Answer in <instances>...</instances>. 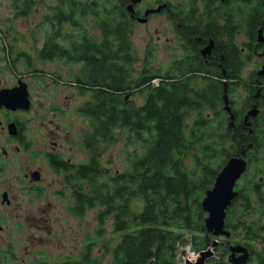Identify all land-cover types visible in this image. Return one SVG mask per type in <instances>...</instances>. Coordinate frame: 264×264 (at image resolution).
Instances as JSON below:
<instances>
[{"label": "trees", "instance_id": "obj_1", "mask_svg": "<svg viewBox=\"0 0 264 264\" xmlns=\"http://www.w3.org/2000/svg\"><path fill=\"white\" fill-rule=\"evenodd\" d=\"M31 3L14 0L15 9H24L25 14L31 13ZM117 3L63 0L58 17L50 20L55 28L71 13L75 23H79L76 17L85 20L90 16L102 35L89 37L86 50L81 39L75 42L78 48L73 54L59 53L63 50L46 37L37 53L42 61L55 56L84 58L76 77L84 84L79 94L87 90L89 99L76 112L88 121L89 131L82 137L87 155L73 171L70 214L83 217L96 209L98 233L111 220L112 232L118 235L112 248L104 244L111 264H176L184 239L197 253L211 245L201 201L225 162L243 150L247 169L226 210L225 228L230 236H223L216 248L218 258H209L205 264H228L225 256L231 244L250 248V257L256 260L252 264H264V249H252V243L264 241V74L250 71L244 82L241 76L243 66L261 47L256 30L262 24L249 22L246 54L241 45H230V38L212 33L215 48L208 64L199 53L206 37L201 36L202 41L185 38V61L169 68H155L148 62L150 67L135 74L138 58L130 40V19L124 0L120 6ZM210 24L198 28L203 31ZM241 84L248 95L236 109L231 95ZM224 88L233 127L228 126L229 117L223 109ZM133 93L142 97L141 104L129 99ZM252 104L259 113L249 118V133L243 116ZM117 131L126 145L139 144L141 151L128 153L126 168L112 171L103 165L102 157L118 141ZM254 162L258 165L251 172ZM237 234L240 239H234ZM92 247L87 243L78 256L60 261L7 264H103L102 257H93ZM5 260L0 257V264H6Z\"/></svg>", "mask_w": 264, "mask_h": 264}, {"label": "flooded vegetation", "instance_id": "obj_2", "mask_svg": "<svg viewBox=\"0 0 264 264\" xmlns=\"http://www.w3.org/2000/svg\"><path fill=\"white\" fill-rule=\"evenodd\" d=\"M108 1L111 5L118 1L117 4L120 6V0ZM62 2L63 0H55L54 4L49 5L48 12L42 15L40 21L30 31L17 28L19 24L26 22V16L31 13L25 14L24 9L17 11L14 0L10 3L13 14L0 21L1 206L9 207L11 204L7 187H9V180L13 179L16 182L15 187L22 196L26 195L28 198L35 199L51 196L61 201L67 200L65 209L70 214L69 207L72 204L73 193L72 175L74 168L85 161L87 154L82 145V137L87 131L81 133L80 137V148L85 158L77 161L73 158V137L68 126L72 124L71 115H76L87 123L88 121L76 112L83 102L70 108L69 102L63 103L57 99V96L63 94L65 90H73L76 96L81 95L79 88L84 84L76 76L79 75L78 71L83 65L84 58L70 56L66 59L55 56L50 60L42 61L37 53L42 48L46 37L53 38L56 49L63 50L59 53L65 51L73 54L78 48L74 46L75 42L81 39L84 44L83 50H86L88 38L100 37L102 32L94 26L90 16H87L85 20L76 17L79 23H75L71 13H66L60 27L55 28L50 20L58 17L59 5ZM33 6L34 0L31 3V11ZM124 9L130 19L131 43L135 29L142 27L145 36L156 39L146 45L145 53L156 52L162 39L165 52H173L172 54L168 52L171 54L169 61L161 66L162 68H169L173 64L185 61L186 51L183 46L185 38L202 41L201 36L206 37L199 53L204 64H208L215 48V42L211 39L212 33L223 35L226 39L230 38L229 44L241 45V52L246 54L248 53L249 22L257 21L262 24L257 28L256 35L260 27H262V33L264 28V0H138L133 3L132 0H124ZM208 23H211L209 29L202 31L198 28ZM237 38L240 39L237 40ZM210 41L213 42L210 53L203 56L201 50ZM27 43L31 44L32 52L36 54L35 58L27 52ZM261 48L264 49V44H261ZM145 57L147 58L146 55ZM37 60L39 63L55 66L57 71L54 74L56 75L50 76L51 79L47 82H44L42 78L38 79L42 70L36 67ZM220 60H222L221 57ZM64 67L67 68L66 79L61 74V69ZM50 88L53 90L51 93ZM47 93H50V97L46 105L40 103L41 101L35 103V94L43 96ZM86 94H89L87 90L83 92V95ZM63 96V100H67V95L63 94ZM54 118L56 122L65 120L67 124L53 125ZM44 168L61 178L59 188L52 189L49 182H44ZM5 221V215L0 212V232L5 231V227L2 226ZM2 244L6 245V248L4 250L0 248V257H17L11 250L12 243L8 237L0 243ZM261 247L260 250H263L264 241ZM248 250L250 253V248ZM39 254V257L48 256L44 250ZM251 258L249 257L246 264L250 263Z\"/></svg>", "mask_w": 264, "mask_h": 264}, {"label": "rangeland", "instance_id": "obj_3", "mask_svg": "<svg viewBox=\"0 0 264 264\" xmlns=\"http://www.w3.org/2000/svg\"><path fill=\"white\" fill-rule=\"evenodd\" d=\"M11 0H0V21L7 19L13 14V11L10 7ZM55 0H34V6L32 8L31 14L26 16V22L19 24L17 28L25 29L26 31L33 30L36 24L40 21L42 15L48 12V7L51 4H54ZM134 36H132V44L136 57L138 58L137 63L133 66V70L138 72L142 70L145 66H149L147 63L152 64L155 67L163 66L169 61L172 51L165 52L163 45V39L159 42L158 50L151 55L150 53H145L146 45L151 41H156L155 38L145 36V32L142 31V27H137L135 29ZM28 39V38H27ZM240 38H237L239 40ZM236 40V41H237ZM31 43V42H30ZM27 43L26 50L27 52L35 58L36 54L32 52L31 44ZM263 49L259 48L257 50V56L254 55L243 68L241 76L243 78L242 82L247 78V74L250 71H258L262 65V56ZM147 56V58L145 57ZM38 62V60H37ZM37 68L41 69L42 73L38 75V79L42 78L44 82H47L51 79L50 76H55L54 72L57 71L55 66L47 65L46 63H37ZM65 70L67 68L61 69V74L66 79ZM60 71V70H59ZM74 71H76L74 69ZM28 73V72H27ZM27 76H29L27 74ZM30 77V76H29ZM32 80L34 78L30 77ZM157 83L158 81H153ZM50 93L53 92L50 88ZM50 93L47 95H37L35 94V103L41 101L43 105L48 103ZM63 94L67 95V100H63ZM63 94L58 95L57 99H60L63 103L69 102L70 108L81 104L82 102L89 99V94L78 95L74 94L73 90H65ZM247 92L244 90V87L239 85L233 91L231 98L234 101V107L238 109L244 99L246 98ZM129 99L136 103L137 105L142 103V97L133 93L130 94ZM72 111L70 112V114ZM70 120L72 124L68 126L69 131L73 137V158L77 161H82L85 156L80 148V137L81 133L84 131H89L88 123L81 118H78L76 115H71ZM53 125H66L65 120L56 122L54 118ZM38 125V123H36ZM70 124V122H69ZM118 141L114 142L109 146L106 153L102 157V163L105 167L110 168L112 171H121L127 166L126 156L130 152H134L137 149V152L141 151L139 144L136 145H126L123 135L117 131L116 132ZM258 164L255 162L251 164L250 171L254 172ZM44 182L50 183V188H59L60 187V177L55 176L44 168L43 172ZM9 199L10 206L7 207L0 205V212L5 215L6 221L2 225L5 227V231L0 232V243H3L7 237L12 243L11 250L17 257H6L4 263L10 262H26V263H38L41 260L44 261H60L67 256H76L81 252L82 247L86 243H92V255L93 257H102L101 261L103 264H111V256L109 253L105 252L104 244L110 246L111 248L118 241V235L112 232L111 220H108L105 223V229L101 233H98V223L95 219L96 209L89 210L83 217H74L70 215L65 207L68 203L67 200H59L51 196H46L40 199L28 198L26 195L22 196L18 192L14 184L16 182L11 179L9 180ZM239 188L242 185V181L239 179L237 181ZM235 188V189H236ZM252 215L249 216L251 220ZM239 233V232H238ZM213 236L211 235V240ZM233 239V237H232ZM234 239H240V234H237ZM218 245L224 240L223 236L218 237ZM5 244V243H4ZM0 245V248L4 250L6 245ZM7 244V243H6ZM217 245V247H218ZM262 246V243H252V249L256 252L259 251ZM216 247V248H217ZM212 248L211 258L217 259L219 256V250ZM44 250L48 256L39 257L40 252ZM229 254V253H228ZM228 254L225 256L227 257ZM198 253L193 251L186 239H184L179 247L176 257V264H185L186 260L194 261ZM8 261V262H7ZM227 261V259H226ZM254 257L248 264L255 263Z\"/></svg>", "mask_w": 264, "mask_h": 264}, {"label": "water", "instance_id": "obj_4", "mask_svg": "<svg viewBox=\"0 0 264 264\" xmlns=\"http://www.w3.org/2000/svg\"><path fill=\"white\" fill-rule=\"evenodd\" d=\"M136 1L138 0H132V3ZM128 8L130 9L131 7L129 6ZM256 41L264 44L262 27H260L257 31ZM212 46L213 42L210 41V43L201 50V54L203 56L209 54ZM262 56V65L256 72L257 76L264 74V49ZM27 103L28 100L26 99V105ZM223 103V109L229 117L228 126L233 127V113L229 105V99L225 92V88L223 93ZM258 113L259 109L257 105L252 104L243 116V123L247 127L249 133L252 131L249 118H255ZM246 169L247 160L244 157V151L242 150L238 156L230 157L225 162L217 173L211 188L206 190L201 201V207L206 213L204 218V227L207 233H210L213 236V239L211 240V245L208 248L198 252L194 261L186 260L185 264H205L207 259L212 256V248H216L219 243L217 238L219 236H230V232L225 228L226 210L238 194L235 186ZM228 250L229 254L227 256V262L229 264H246L250 257L248 248L242 244H231L229 245Z\"/></svg>", "mask_w": 264, "mask_h": 264}]
</instances>
